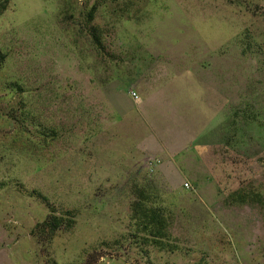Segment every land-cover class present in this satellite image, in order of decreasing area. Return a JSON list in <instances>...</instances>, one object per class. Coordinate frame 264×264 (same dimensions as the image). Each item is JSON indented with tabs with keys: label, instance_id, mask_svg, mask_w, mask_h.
I'll return each mask as SVG.
<instances>
[{
	"label": "rangeland",
	"instance_id": "374dc122",
	"mask_svg": "<svg viewBox=\"0 0 264 264\" xmlns=\"http://www.w3.org/2000/svg\"><path fill=\"white\" fill-rule=\"evenodd\" d=\"M0 2V264H264V0ZM157 68L141 120L110 81ZM123 114L131 139L198 136L150 169L123 155Z\"/></svg>",
	"mask_w": 264,
	"mask_h": 264
},
{
	"label": "crops",
	"instance_id": "0c3cea01",
	"mask_svg": "<svg viewBox=\"0 0 264 264\" xmlns=\"http://www.w3.org/2000/svg\"><path fill=\"white\" fill-rule=\"evenodd\" d=\"M150 69H148V72L141 69L140 73H136V74H140V76L137 78L125 77V80H124L123 78H121L120 75H118L117 77L112 78L110 81L113 84L112 85L113 88H114V84L117 83L116 92L118 94V97L124 98L127 101H131L132 104H135L134 102H136L137 116L141 118V120L143 118L142 115L140 114L141 113L140 108L142 105L146 104L148 100H151L153 102V105L160 107L161 105H163V102L166 99L165 93H163L160 90V88L164 85L162 83L164 82V78L162 79V76L159 75L160 72H158V68H157V76L156 77L149 76L151 77L150 78L151 82L147 83L148 78H146V76H148L149 74L151 75L155 73L154 69L151 72H150ZM115 71L117 74H121L118 72L119 71L118 68H115ZM161 83L163 85H161ZM201 84L202 86L205 85L206 87L205 82L204 84L203 83ZM99 86H100L99 90L101 93L99 95L97 94V97L95 100H96L97 105L99 104L100 106H103L102 92L104 93L105 98L107 95L110 101L112 100L113 95H112V91H109V87L108 89L105 88L104 86H102L101 82L99 83ZM131 91L136 92L138 97L133 98L130 94ZM125 115L126 114L116 115L117 119L116 121H114L113 124L116 125L119 132H122L120 135H118V137L122 139V141H120L122 143L121 147L122 146L123 148L125 147L124 149L128 151L124 153L123 155L130 156L131 159L134 161V163L140 162L142 155H144L143 160L145 159L146 161V163L143 161L144 165L147 164L148 160H153V159L157 161L155 162L156 166H157L156 163L162 164V162L164 161L176 162L178 161V158L182 157L181 156L182 154H184L187 150L192 149V147H189V144H186L185 146H183L184 144L183 145L178 144L176 137L181 136V138L182 137L186 138L187 142L186 141L185 142L190 143L191 139H194L198 136L197 133L192 134L193 128L190 123H187V120H186L182 122L183 124L174 128L173 132L178 131L175 138L173 135L174 133L170 134V137L173 135V139L175 140L171 139L169 142H166L164 135H161L159 132L155 133L153 129L150 127H149V131H150L149 134H147L146 131L143 132V131H140L139 129L138 133L134 131L133 138L131 139L129 137V131H128V129H131V127L128 128L126 127V125H124V121L127 119V116ZM131 145H132L133 150L129 152L130 151L129 147ZM196 148L194 149L196 150ZM184 183H188V182L185 181ZM184 183H183V186H184ZM188 230L190 233L194 232V229L192 228Z\"/></svg>",
	"mask_w": 264,
	"mask_h": 264
},
{
	"label": "trees",
	"instance_id": "16d2710c",
	"mask_svg": "<svg viewBox=\"0 0 264 264\" xmlns=\"http://www.w3.org/2000/svg\"><path fill=\"white\" fill-rule=\"evenodd\" d=\"M6 8L5 3L0 2V13ZM92 11L90 12V19H92V12L94 10V7H92L91 9ZM91 35L93 37V41L94 43L101 47V40L99 38V35H97L96 32V28L93 27ZM38 196L44 201H46L45 197L42 195ZM140 204V203H139ZM138 210L139 212H141L142 216V220L141 222H143V226L148 227V225L150 224H154L153 226V231L151 232L152 234H160V235H165L164 232V227H165V221L163 219V217H161L160 213H158L156 211L155 208H146L143 205H138ZM69 212V211H68ZM63 221L62 217L56 216V215H48L46 219H44L42 222L37 223L36 227L41 228L42 230H48L50 234H53L55 231L58 230V228L60 227L61 223ZM56 264V263H53Z\"/></svg>",
	"mask_w": 264,
	"mask_h": 264
},
{
	"label": "built area",
	"instance_id": "2783aa9c",
	"mask_svg": "<svg viewBox=\"0 0 264 264\" xmlns=\"http://www.w3.org/2000/svg\"><path fill=\"white\" fill-rule=\"evenodd\" d=\"M130 94H131V96H132L133 98H137V97H138L137 94H136V92H134V91H131ZM155 162H157L155 159H153V160H148V166H149L150 169H152V166L155 165ZM184 187H185V188H188V187H189V184H188V183H184Z\"/></svg>",
	"mask_w": 264,
	"mask_h": 264
}]
</instances>
